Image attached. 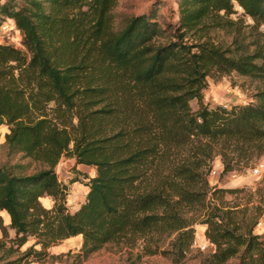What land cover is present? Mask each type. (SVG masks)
<instances>
[{
	"label": "trees",
	"instance_id": "1",
	"mask_svg": "<svg viewBox=\"0 0 264 264\" xmlns=\"http://www.w3.org/2000/svg\"><path fill=\"white\" fill-rule=\"evenodd\" d=\"M177 1L172 25L150 8L113 29L117 0H0V26L13 19L23 45L0 42L4 142L39 163L30 173L0 166V210L18 240L0 264H27L72 236H81L77 264L122 238L174 235L180 255L196 223L213 247L210 264L241 248L250 264H264V235L253 232L264 193L248 189L243 205L230 204L224 195L241 188L212 186L207 175L214 154L226 171L264 153V0ZM234 3L251 22L230 16ZM211 25L230 41L205 37ZM231 71L257 81L252 100L204 102L206 77ZM63 155L95 170L83 173L88 190L73 211L56 172ZM30 233L37 239L19 250Z\"/></svg>",
	"mask_w": 264,
	"mask_h": 264
},
{
	"label": "rangeland",
	"instance_id": "2",
	"mask_svg": "<svg viewBox=\"0 0 264 264\" xmlns=\"http://www.w3.org/2000/svg\"><path fill=\"white\" fill-rule=\"evenodd\" d=\"M178 1L177 0H117L112 8V27L119 29L125 22V18L135 15L150 8L156 10L159 22L162 25L177 22L178 19ZM234 12L230 14L232 18L241 17L245 22H251V18L242 12L241 7L234 3ZM173 28V27H172ZM172 32V31H171ZM194 37V36H192ZM205 37L212 38L214 41L226 44L230 41L231 35L224 28L208 26ZM13 40L5 35L1 36L0 41L13 43L23 48L21 44L22 33L13 32ZM191 41L189 34L184 38ZM207 86L204 89L203 101L211 106L217 103L230 105L233 103H243L252 100L255 92L256 80L250 77L242 76L234 71L229 73L211 72L206 77ZM191 107L196 109L198 106L196 99L190 100ZM8 130L5 123L0 124V166L7 165L13 172L30 173L39 167V163L30 157L23 156L21 152L10 153L4 142V134ZM213 164L217 171L213 176H209V184L218 187H237L241 188L239 192L226 193L224 198L229 201L239 202L243 205L246 201L248 189L264 193V176L253 174L249 168L259 159H264V153L256 155L251 159H241L235 163L233 169L222 171L221 155L214 154ZM56 172L59 179L67 185L68 193L66 195V204L70 211L75 210L83 201L88 187L85 185L86 178L83 173L93 175L94 167L78 165L75 159L63 155L56 166ZM253 204L261 201L259 194L254 193L250 196ZM39 202L42 206L50 207L52 200L48 195L40 197ZM264 202V201H262ZM194 239L197 245L192 244L183 252L176 254L171 246V240L174 235L163 237L152 241L149 237H138L134 242H128L122 238L114 242H108L88 257L84 258L81 264H210L207 260L208 254L213 250L212 246L201 249L199 242L205 241L204 225L196 223L194 225ZM254 233L264 235V205L262 213L254 226ZM26 241L19 247L23 250L26 246L33 243L37 236L28 234ZM18 244L17 235L13 228L9 226V217L4 210H0V254H5V248L16 246ZM81 246V236H72L65 238L47 248L48 253L39 259L30 256L27 264H77L76 253ZM157 246V247H156ZM39 248V244L35 245ZM157 248L155 252L151 250ZM164 250V251H163ZM17 251L13 253L16 255ZM249 256L243 254L242 248L239 252L227 259L221 264H250Z\"/></svg>",
	"mask_w": 264,
	"mask_h": 264
},
{
	"label": "built area",
	"instance_id": "3",
	"mask_svg": "<svg viewBox=\"0 0 264 264\" xmlns=\"http://www.w3.org/2000/svg\"><path fill=\"white\" fill-rule=\"evenodd\" d=\"M20 32V30L15 26V23L13 21V19L9 18L7 21H4L1 26H0V34L1 36H6L7 38L13 40L12 38V33L13 32ZM0 42H6V41H0ZM10 43V42H8ZM13 44V43H12ZM16 46V45H15ZM217 171V167L215 164L212 163V165L210 166L209 170H208V175L209 176H213ZM249 171L253 174H264V159H259L257 160L253 166H251L249 168ZM201 242V241H200ZM199 242V247L201 249H204L206 247V244H207V240L205 239L204 242L200 243ZM193 244L194 245H197V240L194 239L193 240Z\"/></svg>",
	"mask_w": 264,
	"mask_h": 264
}]
</instances>
